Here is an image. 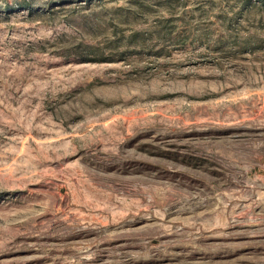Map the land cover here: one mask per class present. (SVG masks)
Listing matches in <instances>:
<instances>
[{
  "label": "rangeland",
  "instance_id": "374dc122",
  "mask_svg": "<svg viewBox=\"0 0 264 264\" xmlns=\"http://www.w3.org/2000/svg\"><path fill=\"white\" fill-rule=\"evenodd\" d=\"M0 264H264V0H0Z\"/></svg>",
  "mask_w": 264,
  "mask_h": 264
}]
</instances>
